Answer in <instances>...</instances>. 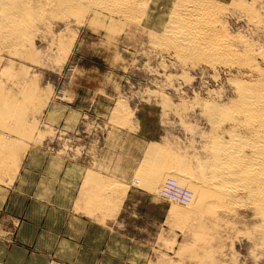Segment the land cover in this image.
Here are the masks:
<instances>
[{"label": "rangeland", "instance_id": "374dc122", "mask_svg": "<svg viewBox=\"0 0 264 264\" xmlns=\"http://www.w3.org/2000/svg\"><path fill=\"white\" fill-rule=\"evenodd\" d=\"M80 15L78 20L70 16L67 26L55 16L52 27L31 32L29 60L26 52L22 59L11 56L20 62L13 66L24 69L31 91L25 117L29 132L2 129L19 151L12 149L15 158L0 173V264H264V238L255 232L251 209L239 207L232 215L222 210L217 215L199 213L186 221L172 213L170 200L133 184L152 142L167 150L172 144L179 147L174 154L186 152L195 164L189 144L197 135L186 131L178 117L163 113L164 99L191 100L196 92L218 89L220 83L189 71L184 77L193 88L177 93L167 88L170 77L163 75L179 73L177 62L173 57L157 60L147 52L143 30L122 23L110 30ZM227 27L250 33L233 17ZM54 34L72 44L66 54L64 47L51 45ZM129 34H136L134 42ZM254 40L264 44V37ZM189 118L206 130L196 116ZM98 172L108 184L101 191L88 183ZM92 193H102L101 203H90ZM195 221L203 223V230L190 228Z\"/></svg>", "mask_w": 264, "mask_h": 264}, {"label": "bare ground", "instance_id": "6f19581e", "mask_svg": "<svg viewBox=\"0 0 264 264\" xmlns=\"http://www.w3.org/2000/svg\"><path fill=\"white\" fill-rule=\"evenodd\" d=\"M158 11L161 13L159 17L155 15ZM78 14H86L92 20L90 23H100L110 30L118 23L143 30L146 35L142 45L148 49L147 52L153 53L157 60L173 57L177 62L179 73L163 74L170 77L166 80L167 88L175 92L182 89L189 93L193 88L186 81L189 71L198 74V79L211 77L210 80L220 83L218 89L206 88L204 92H196L191 100L185 96L187 100L178 98L180 101L172 103L163 98V113L178 117V123L186 131L197 135H194L193 144H189L194 150L195 164L192 165L184 156L186 152L183 156L174 154L179 147L174 149L172 144L174 150L168 149L173 152L169 153L167 147L152 142L145 149L143 167L138 169L133 184H141L170 200L172 213L180 214L184 220L193 219V215L199 213L217 215L221 210V213L234 214L239 207H247L255 219V232L264 238V44L254 40V37H264V0H0V173L6 169L5 163L7 165L15 158L14 150L19 151L15 147L18 144H13L11 139L7 141L2 129H11L16 134L29 132L25 117L26 100L31 91L24 69L17 71L13 65L20 62L16 63L11 56L22 59L26 52L27 57L29 34L38 33L42 28L49 29L55 16L60 21L65 20L64 26H67L70 16L77 19ZM229 17L242 20L250 33L229 30ZM58 34L52 36L50 43L64 47L65 53L72 44L69 40L64 43ZM135 36L129 34L128 39L134 42ZM162 65L165 70L166 65ZM185 74L188 75L186 79ZM190 116H196L206 130L189 123ZM186 131L183 130L184 133ZM92 175L91 183L88 182L93 184L92 188L100 191L106 188L108 184L102 183L101 175L96 178ZM96 194L89 196L90 203H101L102 193L101 197ZM194 223H190V228L198 226L203 230L202 222Z\"/></svg>", "mask_w": 264, "mask_h": 264}]
</instances>
